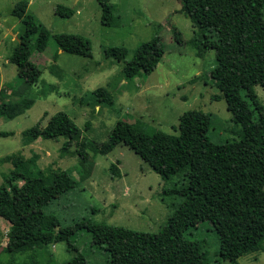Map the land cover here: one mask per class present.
I'll return each mask as SVG.
<instances>
[{
	"label": "trees",
	"instance_id": "16d2710c",
	"mask_svg": "<svg viewBox=\"0 0 264 264\" xmlns=\"http://www.w3.org/2000/svg\"><path fill=\"white\" fill-rule=\"evenodd\" d=\"M183 1L188 15L201 31V49L216 52L217 64L209 77L220 90L233 120L241 126L240 138L213 142L208 135L205 113L189 110L180 116L177 134L162 130L148 134L133 122L119 120L107 141L87 143L76 122L66 112L59 111L46 126L37 123L25 129L23 135L26 143L38 138L66 137L62 151L67 152L75 145L78 164L74 170L79 179L70 170L45 171L39 165L37 153L30 157L13 153L2 159L12 164L7 182L0 185V218L10 225L7 252L14 255L43 250L59 242H66L68 250H76L70 233L64 232L59 218L47 212L46 207L90 178L95 168L94 154H107L120 143L132 148L162 178L182 175L185 184L175 189L183 196V201L158 232L91 224L93 242L109 254L107 264H121V260H129L131 264H213L204 245L188 235L204 221L212 224L218 236L217 255L222 259L236 260L260 249L264 238V106L258 101L253 85L264 86V0ZM100 4L101 22L116 26L113 5L107 0H100ZM28 6L29 1L21 0L12 10L25 25L10 57L18 66L25 87H2L0 117L9 119L34 104L35 97L24 93L38 79L26 65L34 48L39 52L47 48L51 35L27 13ZM56 9L62 17H71L75 12L74 8L63 4H58ZM54 38L60 50L92 56L89 40L80 34L57 33ZM128 52L125 46L105 49L107 57L125 62L126 78H134L148 75L158 66L165 45L155 36L142 42L130 60H126ZM112 96L105 87L91 93L95 105H112ZM9 134L0 130V136ZM24 264L44 263L33 259ZM55 264L90 263L77 250L71 259Z\"/></svg>",
	"mask_w": 264,
	"mask_h": 264
},
{
	"label": "rangeland",
	"instance_id": "374dc122",
	"mask_svg": "<svg viewBox=\"0 0 264 264\" xmlns=\"http://www.w3.org/2000/svg\"><path fill=\"white\" fill-rule=\"evenodd\" d=\"M19 1L0 0V96L5 85H11L12 89L25 87L18 66L10 60L25 31L22 19L12 14ZM27 1V13L51 35L47 48L43 52L34 48L26 65L38 79L24 93L35 97L34 104L10 119L0 117V130L10 133L0 136V185L7 182L12 168L11 162L2 159L13 153L25 157L37 153L39 165L45 171L70 170L79 179L74 170L78 164L75 145L67 152L62 151L66 137L38 138L37 142L26 143L23 135L25 129L37 123L46 126L59 111L66 112L76 122L87 143L107 141L119 120L133 122L148 134L157 130L177 134L179 118L189 110L205 113L208 135L213 142L240 138L241 126L233 120L220 90L209 77L217 64L216 52L201 49V31L188 15L183 0H107L113 5L116 26L101 22L100 0ZM58 4L74 8V14L60 16L56 9ZM57 33L84 36L90 42L92 56L62 52L54 38ZM155 36L163 41L165 53L148 75L126 78L125 62L105 54L109 46H125L129 50L126 60H130L142 42ZM99 87L111 91L112 105L92 103L91 93ZM253 90L264 106V86L256 83ZM8 92L10 94L11 88ZM90 153L94 154L92 150ZM93 157L95 168L90 178L46 207L47 212L59 218L64 232L70 233L76 250H68L66 242H59L43 250L12 255L5 250L10 225L0 218V264H24L33 259L55 264L71 259L77 250L90 264H107L108 252L93 242L89 230L92 223L155 233L183 201V196L175 191L185 184L182 175L162 178L124 143L107 154L98 153ZM188 235L204 245L213 264H264V238L259 250L229 260L217 255L219 240L209 221L200 223L199 229H191ZM120 262L131 264L129 260Z\"/></svg>",
	"mask_w": 264,
	"mask_h": 264
},
{
	"label": "crops",
	"instance_id": "0c3cea01",
	"mask_svg": "<svg viewBox=\"0 0 264 264\" xmlns=\"http://www.w3.org/2000/svg\"><path fill=\"white\" fill-rule=\"evenodd\" d=\"M61 51H62V50H61ZM62 52H63V51H62ZM35 140H36V142H37L38 139H35ZM34 142H35V141H34ZM30 145H31V144H30Z\"/></svg>",
	"mask_w": 264,
	"mask_h": 264
}]
</instances>
